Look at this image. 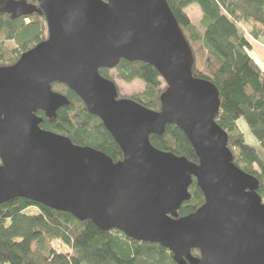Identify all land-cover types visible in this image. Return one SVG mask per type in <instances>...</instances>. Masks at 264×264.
Here are the masks:
<instances>
[{
  "label": "water",
  "instance_id": "95a60500",
  "mask_svg": "<svg viewBox=\"0 0 264 264\" xmlns=\"http://www.w3.org/2000/svg\"><path fill=\"white\" fill-rule=\"evenodd\" d=\"M0 0L12 19L44 15L48 37L0 65V205L26 198L167 248L177 264H264L259 181L240 169L217 123V87L197 77L193 49L167 0ZM121 60L152 65L165 81L160 110L119 98L101 75ZM99 117L123 152L115 162L41 128L69 99ZM179 127L198 162L156 148L151 135ZM196 182L205 203L181 217ZM199 252V256L193 254Z\"/></svg>",
  "mask_w": 264,
  "mask_h": 264
},
{
  "label": "trees",
  "instance_id": "16d2710c",
  "mask_svg": "<svg viewBox=\"0 0 264 264\" xmlns=\"http://www.w3.org/2000/svg\"><path fill=\"white\" fill-rule=\"evenodd\" d=\"M29 3L37 4L33 0ZM179 26L193 49L195 76L210 80L218 89L221 109L217 123L228 134L229 148L236 165L259 181L258 193L264 201V69L251 55L250 37H264V0H167ZM197 5L201 26L187 9ZM29 20V21H28ZM48 37L44 15L37 13L18 19L0 12V65H14L20 56ZM13 43L9 47L7 43ZM199 65V68L198 66ZM126 83L141 81L144 91L133 96L141 105L158 111L165 81L150 64L121 60L114 69L103 68L101 75L115 81L111 71ZM53 91L65 95L70 104L59 109L55 119L44 112L41 128L66 136L79 146L92 147L115 162L123 152L99 117L88 112L84 102L61 83ZM244 119L257 138L259 147L246 143L239 121ZM158 149L198 162L184 132L168 125L162 136L151 135ZM1 164V161H0ZM191 199L180 210L181 217L202 207L205 198L196 182ZM32 208L35 213H29ZM58 247H66V251ZM199 256L197 250H193ZM0 264H177L173 254L157 243L141 242L112 229L101 230L92 221H81L26 198L0 205Z\"/></svg>",
  "mask_w": 264,
  "mask_h": 264
},
{
  "label": "rangeland",
  "instance_id": "374dc122",
  "mask_svg": "<svg viewBox=\"0 0 264 264\" xmlns=\"http://www.w3.org/2000/svg\"><path fill=\"white\" fill-rule=\"evenodd\" d=\"M187 11H188L189 15L191 16V18L193 19L194 23L197 24L198 26H201L202 14L200 12L199 7L197 5H193V6L189 7L187 9ZM201 28H202V26H201ZM262 42H264V41H262ZM7 45L9 47H12L13 43L8 42ZM197 66L199 68V65H197ZM111 75H112L113 79L115 80V82L118 86V89L120 91L121 96H133V95L140 94L144 91V84L141 81H135L133 83H126L121 78H119V76L115 70L111 71ZM239 127L244 132L246 143H248L252 146L259 147L257 138L251 133V131H250V129H249V127H248V125L244 119H241L239 121ZM260 152H261V155L264 157V152H262V151H260ZM28 212L29 213H35L36 209L32 208ZM56 244L57 243H55V246H56ZM57 248H59V250H62V251L67 250L66 247H58V244H57Z\"/></svg>",
  "mask_w": 264,
  "mask_h": 264
},
{
  "label": "crops",
  "instance_id": "0c3cea01",
  "mask_svg": "<svg viewBox=\"0 0 264 264\" xmlns=\"http://www.w3.org/2000/svg\"><path fill=\"white\" fill-rule=\"evenodd\" d=\"M250 40L253 46L251 50V55L255 58L258 64L264 69V42H262L264 41V37L260 39H254L251 37Z\"/></svg>",
  "mask_w": 264,
  "mask_h": 264
}]
</instances>
